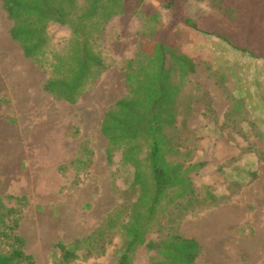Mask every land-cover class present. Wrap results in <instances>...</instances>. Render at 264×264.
<instances>
[{"label":"rangeland","instance_id":"obj_1","mask_svg":"<svg viewBox=\"0 0 264 264\" xmlns=\"http://www.w3.org/2000/svg\"><path fill=\"white\" fill-rule=\"evenodd\" d=\"M178 1L168 10L158 0H145L141 9L127 0L131 12L113 17L96 41L109 69L70 104L43 92L50 67L23 57L9 36L11 21L0 0V197L20 210L17 232L34 264L116 261L122 243L118 229L103 252L82 248L69 263L61 261L57 244L86 237L122 202L135 199L129 188L132 168L122 164L120 152L106 160L99 127L107 107L127 92L123 69L156 8L164 42L196 62L183 88L191 111L184 128L178 117L177 134L180 150H189L192 162L206 163L190 173L196 193L204 196L207 189L214 198H207L206 207L178 210L172 224L167 215L175 216L176 210L169 207L147 239L157 241L172 227L200 244L196 264H264V59L221 38L264 55V0ZM179 14L211 34L185 26ZM46 54L50 59V50ZM155 257L140 247L134 263L151 264Z\"/></svg>","mask_w":264,"mask_h":264},{"label":"trees","instance_id":"obj_2","mask_svg":"<svg viewBox=\"0 0 264 264\" xmlns=\"http://www.w3.org/2000/svg\"><path fill=\"white\" fill-rule=\"evenodd\" d=\"M135 1L133 8L145 5V0ZM158 2L173 10L179 1ZM1 7L11 21L9 36L23 56L38 67H50L43 90L71 104L107 68L96 50V41L106 23L113 16L132 10L127 0H83L82 4L77 0H2ZM177 18L197 32L211 34L187 15L179 14ZM51 22L68 26L71 37L58 54L47 59L51 39L47 29ZM162 28L160 12L153 9L147 15L136 54L123 69L127 92L107 107L99 127L106 139V160L111 162L113 155L120 152L122 164L132 168L129 188L135 199L122 202L86 237L75 239L68 246L58 242L63 263L76 259L82 248L103 252L115 229L119 230L122 243L114 264H135L134 256L140 247L155 252L151 264H196L202 253L194 238L184 237L172 227L157 241L147 239L158 215L169 213V207L176 210L175 216L167 215L168 224H172L179 218L178 210L206 207L207 198H214L207 189L204 196L196 193L190 173L206 163L192 162L190 151L180 150L181 138L177 134L185 127L191 111V97L183 93V88L195 72L196 62L174 44L164 42ZM221 38L237 51L264 59V55L247 46L235 44L226 36ZM22 200L24 197L19 198ZM20 213L0 197V264H34L33 257L24 250L25 239L17 232Z\"/></svg>","mask_w":264,"mask_h":264},{"label":"crops","instance_id":"obj_3","mask_svg":"<svg viewBox=\"0 0 264 264\" xmlns=\"http://www.w3.org/2000/svg\"><path fill=\"white\" fill-rule=\"evenodd\" d=\"M121 15H124V14H121ZM118 15H115V16H113V17H117ZM120 16V15H119ZM112 17V18H113ZM111 18V19H112ZM110 19V20H111ZM109 20V21H110ZM109 21L106 23V25H105V27L104 28H108V26H109ZM106 29H104V30H106ZM102 31V33L103 32H105V31ZM47 31H48V34H49V36H50V51L52 52V53H50V56H52V54L54 53H57L58 54V48L60 47L59 46V44L58 43H61L62 45L63 44H65V42L67 41V40H69L70 39V37H71V30H70V28L68 27V26H62V25H60V24H58V23H55V22H51V23H49V25H48V29H47ZM101 33V34H102ZM104 34V33H103ZM60 44V45H61ZM100 44H101V47L103 48L104 46V42L103 41H101L100 40ZM61 45V46H62ZM19 47V46H18ZM21 50V49H20ZM22 52V51H21ZM23 55V54H22ZM24 57V56H23ZM25 58V57H24ZM26 59V58H25ZM109 69V68H108ZM108 69H106V70H104L102 73H101V75L99 76V77H101ZM48 77H49V75L48 76H46L45 78H44V80L42 81V84H41V88H42V86H43V84H44V82L48 79ZM98 77V78H99ZM123 77H124V75H123ZM97 78V79H98ZM96 79V80H97ZM95 80V81H96ZM95 81H94V83H95ZM94 83L92 84V86L94 85ZM42 90H43V88H42ZM43 92H44V90H43ZM86 92H82V94L79 96V98H78V100L85 94ZM48 94V93H47ZM48 95H50V94H48ZM51 96V95H50ZM52 97V96H51ZM53 99H55V100H57V101H63V102H66V103H69V102H67V101H65V100H63V99H56V98H54V97H52ZM77 100V101H78ZM76 101V102H77ZM116 101V100H115ZM71 104V103H70ZM190 238H192V237H190Z\"/></svg>","mask_w":264,"mask_h":264}]
</instances>
